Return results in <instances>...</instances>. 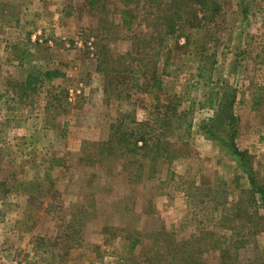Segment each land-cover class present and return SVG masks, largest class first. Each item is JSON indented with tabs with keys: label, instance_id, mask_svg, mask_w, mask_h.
Listing matches in <instances>:
<instances>
[{
	"label": "rangeland",
	"instance_id": "374dc122",
	"mask_svg": "<svg viewBox=\"0 0 264 264\" xmlns=\"http://www.w3.org/2000/svg\"><path fill=\"white\" fill-rule=\"evenodd\" d=\"M216 1L213 19L169 37L168 60L155 65L157 46L136 49L128 38L154 27L141 3L131 4L128 32L122 0H0V264H124L158 231L228 236L223 225L238 226L239 261L264 251L254 192L264 189V0ZM230 96L232 143L247 152L254 188L228 146ZM175 111L186 112L180 126ZM119 120L147 140L130 162L101 149ZM164 140L178 157L167 166L155 158L159 172L147 179ZM246 224L255 232L243 238ZM135 230L144 242L130 249L125 235ZM204 259L215 264L218 254Z\"/></svg>",
	"mask_w": 264,
	"mask_h": 264
},
{
	"label": "trees",
	"instance_id": "16d2710c",
	"mask_svg": "<svg viewBox=\"0 0 264 264\" xmlns=\"http://www.w3.org/2000/svg\"><path fill=\"white\" fill-rule=\"evenodd\" d=\"M96 2L97 0H88V5L90 7H93ZM133 3L135 5L141 3V5L146 8V10L149 12L145 15V19L148 21L147 26L152 27L151 25H153L154 27H152V31H147V33H145L142 37H139L136 34L132 33L128 38H130L131 44H133L136 49L140 48L146 50L147 48L154 47L152 45L155 44L157 47L154 50L155 52L151 54L153 57L152 59L155 60H153L155 65H157V63L159 62V56L162 54L165 56V62L168 60V56L166 54L168 52L167 39L169 37L175 36L184 28L197 27L201 22H204L209 17V13L211 15V19H213L219 8L216 0H122V8L119 12L120 23L126 27V31L128 32H130L131 26L134 24L136 18L138 17V14H136V12H134L133 8L131 7V4ZM195 5L198 7H196ZM120 39L124 38L120 37ZM100 47L104 48L103 45H101ZM144 58L145 56L140 57L139 61ZM203 58L204 56L201 57V61L199 62L197 67L199 77H202V70L204 68ZM111 59V56L105 53L103 55L102 62L106 63ZM142 74L144 75L146 74V72H143ZM44 75L51 76L53 74L45 72ZM57 75V73L54 74V76ZM148 75L150 76L149 78L152 81V87L156 89L161 88L162 80L157 75L154 67ZM214 88L215 87H212L213 90ZM233 102L234 96H230L226 103L228 109L230 110V113L227 115V118L224 122H226L229 129H231L229 139L227 140L228 146L231 155H233L238 161L240 169L242 168L243 171L246 172L249 183L254 188L255 183L253 181V176L249 170V167L247 166V160H245V158L248 159L247 152L239 150L236 145L232 143L233 134L235 131L233 125L236 123V117L233 116L231 112ZM217 103V99H215L214 101L212 100L211 94L207 105L209 107H213L216 106ZM221 106H224L223 102L219 104V108ZM185 114L186 112L176 111L173 113V115L177 119L176 124L178 126H180V124L182 123ZM224 119L225 118H223L222 120ZM187 127L190 128V124H188ZM123 128V122L119 120L117 126L110 136V139L101 145V149L104 148L110 151L115 147L120 152L117 157L123 158L127 160V162L129 160L130 162L131 157L136 156L137 150H141L145 146L147 140L144 138V135L142 133H140L139 137H133L131 133H127V131H124ZM210 130L211 126L209 124L207 132ZM220 140L222 139L220 138ZM139 143L141 144L138 145ZM85 144L88 145L87 142ZM168 148L169 143L165 140L157 143V146L151 152L148 161L149 163L147 170V179L153 178L154 176L152 175L159 172L158 168L156 170H152V167H155V164L158 162V160L160 164H165L167 166L172 159L178 157V154H172L171 150ZM83 155L85 156V158L87 157L86 152ZM155 158H157V162H152ZM136 161L139 164V159ZM139 166H141V164H139ZM167 174H169L168 170ZM135 177H137L136 179H140V173ZM170 177L172 178V173H170ZM137 181L138 180H135V182ZM255 190L256 191L254 192L258 194L259 205L264 207V189L261 187H255ZM247 213L249 212H246L245 214L247 215ZM251 214L253 216H257V214L255 213ZM234 216L236 217L237 214L235 213ZM221 217L224 218V213H222ZM259 218H261L260 215ZM237 227L238 226L223 225V229H227L228 232L230 231V234L228 236H215V233L212 230H205L203 233H201L203 234V237L191 239L183 238L181 240H177L174 237L173 233H163L162 231H158L155 234L153 233L155 237H152L153 235L151 234L152 236H149L151 237L150 240H147L145 242L143 241L144 249L140 255V259H120L124 261V264H213L206 261L204 259V255L210 252H215L216 254H218V261L215 264H264V251L253 259L244 262L239 261L237 251L240 247H243L245 245V242H243V239L236 238L238 231ZM244 230L245 226L242 227L243 232L241 231L242 233H244V235L242 236L243 238H247L255 232V229L250 228L248 224H246V232ZM204 235H209V238ZM125 239L129 240L130 249L135 247L138 243H143L141 240V233L136 230L131 234L129 233L128 235H125Z\"/></svg>",
	"mask_w": 264,
	"mask_h": 264
}]
</instances>
